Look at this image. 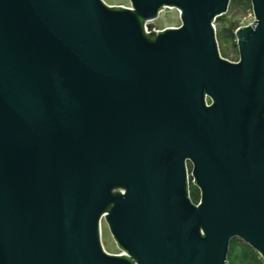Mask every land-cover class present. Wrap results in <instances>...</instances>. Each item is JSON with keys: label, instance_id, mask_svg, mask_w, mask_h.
Wrapping results in <instances>:
<instances>
[{"label": "water", "instance_id": "95a60500", "mask_svg": "<svg viewBox=\"0 0 264 264\" xmlns=\"http://www.w3.org/2000/svg\"><path fill=\"white\" fill-rule=\"evenodd\" d=\"M129 1L0 0V264H228L233 237L264 258V0L239 62L230 0ZM164 7L181 26L147 34Z\"/></svg>", "mask_w": 264, "mask_h": 264}, {"label": "rangeland", "instance_id": "374dc122", "mask_svg": "<svg viewBox=\"0 0 264 264\" xmlns=\"http://www.w3.org/2000/svg\"><path fill=\"white\" fill-rule=\"evenodd\" d=\"M104 2L108 5H119V6L129 5V0H104ZM230 21H234L237 23V28L234 30V34L236 33V30L238 28L253 23L254 21L253 5L252 7H246V8L240 7L238 9L231 7L230 12L226 13L225 15H222L216 21V25L218 29L217 39H218L221 56L231 62H239L240 53H239L236 37L234 40L228 39L225 35H221L220 37V31L223 28L228 27L227 22ZM180 25H181V20L179 17V13L176 10H172V11H165L164 13L161 14L158 20L151 22L150 29H165L167 27H174ZM102 241L108 252L117 253L120 251L105 220L103 221ZM242 241L245 242L244 240Z\"/></svg>", "mask_w": 264, "mask_h": 264}, {"label": "trees", "instance_id": "16d2710c", "mask_svg": "<svg viewBox=\"0 0 264 264\" xmlns=\"http://www.w3.org/2000/svg\"><path fill=\"white\" fill-rule=\"evenodd\" d=\"M231 7H234L235 9H238L240 7H252V1L230 0L228 12H230ZM227 23L228 27H225L220 31V37L221 35H225L228 39L234 40V30L237 28V23L234 21H230ZM199 198V191L197 189H193L192 199L194 200V202H197ZM227 260L229 264H264V258L261 253L251 247L249 244L243 242L239 237H233L231 239Z\"/></svg>", "mask_w": 264, "mask_h": 264}, {"label": "built area", "instance_id": "2783aa9c", "mask_svg": "<svg viewBox=\"0 0 264 264\" xmlns=\"http://www.w3.org/2000/svg\"><path fill=\"white\" fill-rule=\"evenodd\" d=\"M108 5V4H107ZM108 6H111V7H120V8H123V9H131V10H134L132 4L130 3L129 1V5L127 6H119V5H108ZM172 10H176L178 13H179V17H180V12L177 8H174V7H164L160 12H159V17L161 16L162 13H164L165 11H172ZM158 17V19H159ZM221 17V16H218L215 18L214 22H213V26H214V29L216 31V34H217V25H216V21L217 19ZM256 22V17H255V14H254V21L253 23L247 25V26H243V27H240V28H244V27H249V26H252L254 25V23ZM150 23L151 22H147L145 24V31L147 34H151V33H155V34H160L161 32H164L166 29L168 28H179L180 26H174V27H167L165 29H150ZM240 28H238L237 30H239ZM236 30V31H237ZM237 40V39H236ZM207 106H211V101L209 99H207V102H206ZM186 170H187V181H188V191H189V197L190 199L192 200L193 203H195L196 205L199 204L200 202V198H201V189L198 187V185L194 182V175H193V170H194V167H193V164L190 162V161H186ZM193 189H197L199 191V194H200V198L197 202H194V200L192 199V190ZM103 221H104V218L102 219V236H103ZM102 244H103V247L105 249V251L108 253V254H111V255H115V256H126V257H130V255L128 254V252L124 251V250H121L119 249L120 251L117 252V253H110L106 250L105 246H104V243L102 241Z\"/></svg>", "mask_w": 264, "mask_h": 264}]
</instances>
